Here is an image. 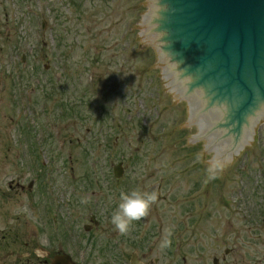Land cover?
<instances>
[{"label": "rangeland", "instance_id": "obj_1", "mask_svg": "<svg viewBox=\"0 0 264 264\" xmlns=\"http://www.w3.org/2000/svg\"><path fill=\"white\" fill-rule=\"evenodd\" d=\"M138 13L141 0H0V264L76 254L48 220L46 174L60 198L53 209L74 222L95 264L104 263L99 251L135 248L133 225L139 235H158L161 258L175 235L190 264H213L226 250L241 264H264V121L229 163L205 164L210 154H198V140L184 143L193 126H178L181 97L170 102L161 92L150 46H136ZM158 187L130 233L105 221L116 194ZM93 216L101 228L85 233Z\"/></svg>", "mask_w": 264, "mask_h": 264}, {"label": "water", "instance_id": "obj_2", "mask_svg": "<svg viewBox=\"0 0 264 264\" xmlns=\"http://www.w3.org/2000/svg\"><path fill=\"white\" fill-rule=\"evenodd\" d=\"M141 2L136 46H150L161 92L181 97L178 126H193L184 143L198 140V154H210L204 163L220 168L264 121V0Z\"/></svg>", "mask_w": 264, "mask_h": 264}, {"label": "flooded vegetation", "instance_id": "obj_3", "mask_svg": "<svg viewBox=\"0 0 264 264\" xmlns=\"http://www.w3.org/2000/svg\"><path fill=\"white\" fill-rule=\"evenodd\" d=\"M92 229V228H91ZM99 229V228H97ZM133 232L131 233L130 240L133 242L135 248L131 251L123 250L116 251L114 255H103L106 251H99V260L103 258L105 264H190L191 260L189 259V253L181 251L179 249H175L173 245L169 250H164V254L162 258L157 254V250L153 248L155 244H157L158 235L154 234H143L139 235L136 233V226H133ZM129 231L128 233H130ZM124 243H127V240H123ZM156 241L155 243H153ZM133 248V247H132ZM177 253H180L182 260L177 261ZM234 251L226 250L224 252V256L219 260L218 258H214L213 264H241L237 259L233 256ZM105 257V258H104ZM231 257V259H230ZM233 257V259H232ZM222 260V261H221ZM48 261H45L47 263ZM89 264H94V261L89 258Z\"/></svg>", "mask_w": 264, "mask_h": 264}, {"label": "clouds", "instance_id": "obj_4", "mask_svg": "<svg viewBox=\"0 0 264 264\" xmlns=\"http://www.w3.org/2000/svg\"><path fill=\"white\" fill-rule=\"evenodd\" d=\"M212 172V169H209ZM215 178L214 175L209 177ZM119 204L112 213L111 224L120 234H126L133 222L141 220L148 215L151 205L157 201L156 192H146L139 189H133L128 192L121 191ZM170 235V232L168 233ZM167 237L162 241L161 248L170 244Z\"/></svg>", "mask_w": 264, "mask_h": 264}]
</instances>
